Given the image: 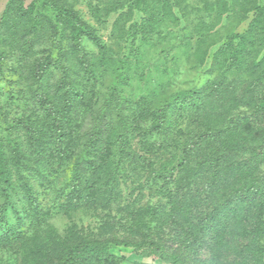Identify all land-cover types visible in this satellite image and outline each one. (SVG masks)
Here are the masks:
<instances>
[{
  "label": "rangeland",
  "instance_id": "1",
  "mask_svg": "<svg viewBox=\"0 0 264 264\" xmlns=\"http://www.w3.org/2000/svg\"><path fill=\"white\" fill-rule=\"evenodd\" d=\"M31 1L23 0L24 6H28ZM6 2L0 0V16ZM68 2L95 29L98 37L94 41L82 36L80 48L73 53V61L68 64V67H72L76 63L72 69L79 68L77 74L72 76L69 69L54 62L44 86L50 91L55 82H69L70 78L81 82L84 101L81 100L78 112L80 109L83 111L77 114L80 140L77 143L69 140L65 145L68 150L59 151V147L52 144L41 153L38 162L42 160L44 177L31 178L32 191L36 194L39 206L28 201V192L12 167L14 179L9 188V197L0 190V214H6L14 226L13 236L19 237L17 234L21 227L22 230L21 238L11 243L0 239V264H56L66 246L84 240L106 243L110 252L124 257L120 264H169L154 255L143 256L140 253L142 248L135 252L133 246L124 243L156 241L176 245V236L168 230L165 220H169L174 213L177 220L187 218L193 207L183 213L178 196L174 198L164 193V189L169 187L178 193L182 190L183 194L186 188L193 186L192 177L197 170L195 167L177 168L173 154L178 152V148L170 145L163 152L162 149L147 145L145 151L142 149L143 144L154 143L152 141L158 137L152 134L142 137L139 131H133L131 146L141 158L133 167L124 165L115 173L117 176L113 181L109 178L111 172L108 168L115 162L103 160L89 186L90 195L82 199L74 195L69 198L68 195L70 186L78 183V180L71 178L72 163L80 152V142L91 131L94 123L91 114L114 87L128 100L123 112L137 117L144 130L156 126L153 112L165 106L169 95L195 86L203 87L206 83L214 82L215 78L224 76L226 79L223 82L232 89L231 101L222 100L219 104L209 101L206 104V100L199 99L194 107L188 105L183 110L187 118L179 116L182 108L174 104L173 109L169 110V115L175 121L172 131L184 132L185 126L191 123L197 113L218 114L225 120L245 116L243 129L251 133L252 143L256 145L261 141V137L264 138V115L260 117L262 126L255 127L259 119L244 104L264 89V60L259 62L264 57V33L259 32L260 39L255 40L251 47L247 69L240 71L233 66L227 68L226 58L225 63L218 68L212 70L211 66L215 51L226 42L229 35L246 31L253 18L254 6L264 9V0H142L139 7L130 2L117 11L109 10L110 0ZM63 3L56 1L51 5L57 8L63 7ZM223 6L225 10L231 7L233 10L223 11ZM123 11L128 14L119 17ZM184 11L186 13L183 16ZM48 12L51 14L54 11L50 9ZM146 15H151L153 21H147L144 29L135 27L136 31L123 33V28L140 23ZM37 57L34 55L28 59L26 56L19 62L27 64ZM12 59L8 57L7 65ZM125 60L128 61L127 65L124 64ZM91 65L95 66L93 73L88 69ZM11 72L3 67L0 73V137L9 134L12 140L20 144L27 157L28 154L32 155L29 157L31 162L38 153L33 152L26 129L22 126L14 129L10 125L13 118L23 114L39 118L44 107L40 106L35 93L39 96L43 93L40 87L32 93L39 85L35 78L21 77L19 72ZM124 72L127 79L120 82L118 74ZM116 112L111 110L112 118ZM224 124L225 121H222L217 126L221 129ZM7 127L9 131H6ZM107 148L113 149V145L108 144ZM108 158L116 160V156L110 155ZM162 167H174L172 172L173 176H177V185L174 182L167 187L162 185V180L156 177V171ZM261 169L264 170V163ZM22 173L28 176L27 169ZM240 174L242 172H236L235 176ZM25 179L28 183V177ZM205 194L201 195V199ZM7 199L14 205L11 206ZM151 209L158 210L159 215L152 214ZM205 209L210 208L205 206L201 210ZM20 220H23L22 226ZM192 221L196 223L195 218ZM3 222L0 221V227ZM4 232L0 228V234ZM50 238L55 239L56 245L48 243ZM32 239L41 242V246L48 251L46 256H36L29 251V246H34ZM195 257L190 255L191 264H198Z\"/></svg>",
  "mask_w": 264,
  "mask_h": 264
},
{
  "label": "trees",
  "instance_id": "2",
  "mask_svg": "<svg viewBox=\"0 0 264 264\" xmlns=\"http://www.w3.org/2000/svg\"><path fill=\"white\" fill-rule=\"evenodd\" d=\"M56 1H63V7H52L51 4ZM110 1L109 10L112 11L121 10L130 2L135 7L142 3V0ZM50 9L54 11L51 14L48 12ZM231 10L232 7L225 10L223 6V11ZM185 13L184 11L182 15ZM126 14L128 13L123 11L119 17ZM144 18L138 24L123 28V33L133 31L135 27L144 29L147 21H153L151 15ZM263 20V7L254 6L253 18L246 31L229 35L226 42L215 51L212 70L224 64L225 58L228 61L227 68L233 66L240 71L247 69L251 47L255 40L260 39L259 32L264 33ZM82 36L94 41L98 37L95 29L80 17L68 0H32L28 6H24L23 0H7L5 3L0 16V73L5 67L7 71L11 70L12 74L19 72L21 77L39 81L38 87L33 89L32 93L39 87L42 89L43 95L35 93V96L40 106L44 107L39 118L23 114L13 118L10 125L14 129L19 126L26 129L30 146L33 152L38 153L34 160L30 162L29 157L32 155L28 154L27 157L20 144L12 140L9 134L0 137V190L6 197H9V188L13 184V167V171L17 172V179L28 192V201L39 206L36 194L32 191L31 178L44 177L42 160L38 162L42 157L41 153L46 146L52 144H56L59 151H65L68 150L65 145L69 140L72 143L80 140L77 132V114L83 111L80 109L78 112L84 97L81 82H75L73 78H70L69 82H55L54 88L49 91L48 87L44 86V81L52 72L50 68L54 62L69 69L72 76L79 72V68L72 69L76 63L72 64V67H68V64L72 63L73 53L80 48ZM34 55L38 57L27 64L22 65L19 62L26 56L32 59ZM8 57L13 59L9 60L7 65ZM263 60L264 57L259 62ZM124 64L127 65L128 61L125 60ZM88 69L93 73L95 66L91 65ZM118 77L120 82L127 79L125 72L119 73ZM225 79L220 76L203 87L195 86L169 95L165 106L153 112L156 126L144 130L140 127L137 117L123 112L128 100L114 87L91 114L94 119L91 131L84 141L80 142V152L71 166V178L78 180V183L70 186L69 198L74 195L82 199L90 195L89 186L105 159L115 162L108 168L112 181L116 179L115 173L124 165L133 167L141 156L135 154L131 146L132 132L139 131L142 137L152 134L158 138L152 141L154 143H144L142 149L146 151L148 146L152 145L165 152L170 145L176 146L178 152L173 156L177 161V168L197 169L192 177L193 188H186L183 194L182 190L178 193L176 189L166 188L171 182L177 185V176H173L172 172L174 167H162L156 171V177L162 180L163 186L166 185L164 193H169L174 198L178 196L180 211L189 212L192 206V212L187 218L181 217L182 220H177L175 213L169 220H165L168 230L173 231L176 236V245L160 244L156 241L134 244L126 242L124 245L133 246L135 252L142 248L140 253L143 256L154 255L169 264H191L190 255L196 256L194 260L198 264H264V170L261 169V164L264 163V138L261 137V141L256 145L252 143L251 133L245 132L242 127L246 121L245 116L225 120L222 115L213 113H197L191 123L185 126L184 132L172 131L175 121L169 115V110L173 109L174 104L182 108V111L179 109V116H186L183 110L188 108V105L194 107L199 99L206 100L203 101L206 104L209 101L218 104L222 100L231 101L232 89L225 85ZM244 105L248 109L251 108L253 116L259 119L255 127H261L264 89L254 94ZM111 110L117 111L113 118ZM222 121H225V124L220 129L217 125ZM7 129L8 127L6 131H9ZM108 144L113 145V149L107 148ZM110 155L116 156V160L109 159ZM26 169L28 176L22 173ZM236 172L242 174L236 177ZM86 190L88 191L85 193ZM203 193L205 197L201 199ZM9 202L11 206L14 205ZM205 206L210 209L201 210ZM151 213L159 215L158 210L151 209ZM193 218L196 223L192 221ZM7 220L6 214H0V221H5L0 227L5 231L0 234V239L11 243L14 239L21 238L22 227L17 234L19 237H15L14 226ZM20 225H23V220H20ZM32 242L34 246H29L30 252L41 257L47 255L48 251L41 246L40 241L32 239ZM48 243L56 245L53 238L48 239ZM123 259L124 257L110 252L104 242L84 240L66 246L56 264H120Z\"/></svg>",
  "mask_w": 264,
  "mask_h": 264
}]
</instances>
